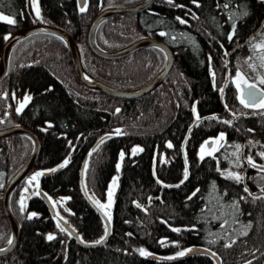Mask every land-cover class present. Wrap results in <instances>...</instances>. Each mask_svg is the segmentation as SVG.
<instances>
[{
  "label": "trees",
  "instance_id": "trees-1",
  "mask_svg": "<svg viewBox=\"0 0 264 264\" xmlns=\"http://www.w3.org/2000/svg\"><path fill=\"white\" fill-rule=\"evenodd\" d=\"M138 1L88 0L81 13L77 0H37L39 20L31 0H0V13L16 20L15 25L0 21V49L3 37L17 28L48 23L72 36L91 75L121 89H134L163 66L162 51L144 47L123 58L104 59L88 49L85 37L90 21L101 9ZM197 3L199 6L192 0H173L172 4L155 0L149 9L112 16L97 27L95 40L107 50L148 36L158 37L173 51V65L165 80L132 99L80 83L70 52L53 34H31L17 42L0 79V128L20 124L31 129L40 139V152L31 171L12 190L10 205L20 224V236L14 250L0 256V264H215L207 255L170 262L148 259L138 251L143 248L173 256L195 244L213 250L221 264H264V194L251 193L264 189V171L245 170L249 156L264 164V157L258 155L264 152V110L244 108L233 83L238 69L247 75L254 73L248 66L257 55L252 45L263 39L264 27L230 52L228 79L219 97L226 78V53L260 25L264 0ZM177 17L187 23L181 24ZM233 23L235 34L229 41ZM25 96L30 99L17 113L18 102ZM225 120L232 124L223 123ZM117 128L124 134L115 135ZM220 133L225 139L218 151L200 159L203 141ZM106 136L104 143L97 142ZM137 144L143 151L133 155L131 149ZM236 145L241 148L233 156L229 150L237 152ZM31 146L22 134L0 138V199L6 180L24 162ZM65 159H69L68 165L58 168ZM83 162L86 194L80 180ZM53 168L57 171L44 174L33 185L28 183L34 173ZM228 168L240 175L245 170L244 183L221 174L229 172ZM116 172L110 233L98 245H81L68 231H60L56 217L34 194L38 188L45 192L54 212L81 240L95 242L105 235V222L90 200L108 202L107 185ZM31 213L36 215L29 219ZM9 233L0 204V247L7 243ZM49 234L56 238L48 240Z\"/></svg>",
  "mask_w": 264,
  "mask_h": 264
},
{
  "label": "water",
  "instance_id": "water-1",
  "mask_svg": "<svg viewBox=\"0 0 264 264\" xmlns=\"http://www.w3.org/2000/svg\"><path fill=\"white\" fill-rule=\"evenodd\" d=\"M32 1V0H31ZM155 0H141L138 2L131 3L129 5H121V6H110L106 7L100 10L90 21L88 25V30L86 33L85 40L87 42L88 49L92 51L96 56L104 59H118L123 58V56H127L129 54H132L133 52H136L138 50L144 49V47H156L159 48L165 58L163 66L154 74L151 78L148 79V81L145 82V84L135 87L134 89H121L116 86H112L108 84L107 82H102L98 78H96L94 75H91L84 67L83 62H81V55L80 51L78 49V46L76 44V41L73 40L72 36L68 34L65 30L61 29L60 27L53 26L51 24H44V23H36L32 25H28L26 27H20L17 28L12 34L9 35V39L5 40L2 44V47L0 49V79L3 77V75L6 73V70L8 68V61L10 58V52L14 48V46L19 42L20 40L26 38V36L31 34H37V33H50L55 35L56 37H59L66 45L68 52H70L71 56V62H73L74 71L76 73V76L80 83L85 85L89 89L97 90L101 93H106L111 96H116L119 98H135L138 96L145 95L146 93L150 92L151 90L155 89L156 86L161 84L164 80L168 72L171 70V67L173 65V51L171 47H169L166 43H164L161 39L158 37H148L143 36V38H139L134 40L133 42L123 45L120 48H113L112 50H107L102 47H100L95 40V33L97 31V27L100 25V23L108 18H111L112 16H121V15H132L133 13H139L142 12V10L149 9L153 2ZM77 3L79 7L83 6L82 3L77 0ZM37 4V3H36ZM33 8L35 10L36 5H33ZM260 25L251 32L250 36H248L246 39L240 41L236 45H234L232 48L229 49V51L226 54L225 58V80L222 84L221 88H225V84L228 79V58L229 54L232 50L240 47V45L245 44L250 41V39L257 34V32L260 31L264 27V18L260 21ZM258 88H260L258 86ZM222 93L219 92V97L221 98ZM24 135L27 139H29L32 143L31 151L28 154V156L24 159V162L15 170L14 173L11 174V176L6 180V184L4 185V188L2 190V195L0 199L1 209L5 216L6 222L9 225L10 228V237L13 243L11 245L5 243L0 249H3V251H0V256H4V254H8L12 252L15 248V245L19 239V232H20V224L18 222V219L16 218L15 214H13V211L11 210V203H10V197L12 195V190L15 186H17L20 181L26 177V175L31 171L32 166L35 164L36 159L40 152V139L38 138L37 134L32 131L31 129H28L22 125H9L8 127L0 128V138L1 137H8L9 135ZM99 138L97 142L100 140ZM95 142V144L97 143ZM211 143L206 146V148H209ZM257 167H252L247 163L246 160V167L247 168H253L260 170L259 166L264 165L261 163L255 162ZM83 166L84 162L81 165V171H80V180H81V188L86 194V190L83 186V179H82V173H83ZM245 170L243 171V177H245ZM45 174H49L51 172H44ZM242 183H244L242 181ZM32 185L35 184V181L31 183ZM39 191L40 197L45 202L49 212H51V215L56 217L57 221L70 233L72 238L76 240L77 243H80L84 246H94L98 245L94 242H83L78 234V232H75V230L71 227V225L66 222L61 216H59L56 212H54V207L52 202L50 201L49 197L46 195L45 192L41 191L39 188L36 190V192ZM25 193L24 191H22ZM253 195L257 194H264V192L260 189H257V191L251 192ZM90 200V199H89ZM93 204V206L96 208V210L99 211V213L102 215L103 221L105 222V226L109 224L108 219L103 215V210H101L98 206H96L92 200H90ZM110 230V225L108 227V231ZM110 233V231H109ZM109 235V234H108ZM107 235V237H108ZM106 237V238H107ZM106 238L104 240H106ZM8 239V240H9ZM187 248H192L193 251L190 253H187L186 255L182 257H176V259L168 260L164 259L165 257L170 256H160L155 253H150V255L146 256L148 259H156L160 261H170L175 262L177 260L185 259L186 257L190 256H196L197 255H204L212 258L215 264H221V258H219V255L216 254L213 250L210 248L201 246V245H192ZM185 248V249H187ZM213 253L215 255H213ZM173 256H176L174 254Z\"/></svg>",
  "mask_w": 264,
  "mask_h": 264
},
{
  "label": "snow or ice",
  "instance_id": "snow-or-ice-1",
  "mask_svg": "<svg viewBox=\"0 0 264 264\" xmlns=\"http://www.w3.org/2000/svg\"><path fill=\"white\" fill-rule=\"evenodd\" d=\"M79 2L83 4V6H81L80 9H79L80 12L83 13L87 9L88 0H79ZM192 2L194 4H196L197 6H199V4L197 3V0H192ZM36 3H37V0H32V4L33 5H36ZM168 3L172 4L173 0H168ZM177 7H182V5H177ZM225 7H227V5H225ZM35 15H36L37 19L42 20V17H41V14H40V10H39L38 6L35 7ZM244 15H247V13H244ZM177 20L181 24L187 23V21L181 19L180 17H177ZM0 21L6 22L9 25H15L16 24V20L15 19H13V18H11L9 16H6V15H2V14H0ZM232 29H233V31L228 34L229 41H231L233 39V36L235 34V29H236V24L235 23L232 24ZM160 35L163 36V35H166V33L161 32ZM3 38L5 40H8L9 36L5 35ZM252 47H253L254 51L260 50L261 54H260L259 58H260V61H261V67H264V40H262L260 43L253 44ZM249 59H251V57H249ZM209 61H211V57H209ZM246 63H247V61H246ZM248 66L250 68H252L253 70H255V65L249 64ZM212 76H213V78L215 77V73L214 72L212 73ZM234 83L236 84V88H237V90L239 92V95H238L237 98L239 99L240 104L243 105L244 108H252V109L264 110V88H258L257 84L249 82V80L247 78H245V76L241 73V71L239 69L236 71V75H235V78H234ZM259 84L260 85H264V76H260L259 77ZM220 91H221V93H223L224 89L221 88ZM29 99H30V97L25 96V102H27ZM23 107H24V105L21 104L20 107L17 108V113H19L22 110ZM225 107H227V105H225ZM116 111L119 112L120 110L117 109ZM193 112L194 113L196 112L195 106L193 107ZM212 118L216 119V117H212ZM196 119L198 121L200 119V117L197 115ZM0 122H2V121H0ZM223 123L231 125L232 121L231 120H225V121H223ZM49 127H51V125H49ZM44 130L46 131L47 129H44ZM249 131H251V130H249ZM114 134L119 136V135H123L124 133H123V130L117 128V129L114 130ZM108 138L109 137H107V136L106 137H102L100 143L101 144L104 143L105 139H108ZM224 139H225V134L224 133H220V135L217 138V140L205 141L204 144L201 145L200 159H203L205 155L212 156L215 151H218V148L215 147V145L218 143V141H223ZM210 143L212 145H214V147L212 148L211 151H206V146L209 145ZM167 147L171 148L172 144L169 142ZM235 147H236L237 153H238L240 148H241V146L240 145H236ZM98 148H99V144L97 145V148H94L92 151L95 152ZM139 151H143V149H140L138 147L134 148L133 149V155H135ZM91 154L92 153H89V155H91ZM234 155H235V153H234ZM258 155L261 156V157H264V152L258 153ZM120 157H121V159L124 158V153L123 152L120 153ZM68 163H69V159H65L60 165H58V168H64L66 165H68ZM247 163L250 166H252V167H257V165L255 164V162H254V160H253V158L251 156L247 157ZM237 166H239V165H237ZM119 168H120V164H117V170L118 171H119ZM259 168H260L261 171H264V165L259 166ZM85 169H87V162L85 163ZM48 171L49 172H55V171H57V168H53V169H50ZM218 171H219V169H218ZM44 174H45L44 172H36V173H34L29 178L28 183L31 184L33 181H37L38 178L43 176ZM221 174L222 175H226V178L235 180L237 183L242 182L243 179H244V177H242L240 174L235 173V172H231V171L227 172L226 174L225 173H221ZM187 177H188V169H187V164H186V167H185V170H184V178L187 179ZM117 180H118V177H113L112 184H110V186H109L108 202L106 204H101L99 201H95L94 200V203L100 209L104 210L103 211V215L108 219V222H109V224L105 226V235L102 236L99 240L95 241L94 242L95 244L102 243L104 241V239L107 237V235L109 234L108 227H109L110 221H111V213H110L109 210H110L111 205L113 203V186L116 185ZM180 183L183 184L184 180H182ZM0 187H2V185H0ZM37 187H38V185H37ZM176 187H179V185H176ZM24 191H27V189H25ZM197 191H199V190H197ZM244 191L248 192L249 190H248L247 187H245ZM262 191H264V189H262ZM34 194L35 195H40L39 191H37ZM193 195H195V193H193ZM49 199H51V198H49ZM189 199H191V197H189ZM241 199H243V197ZM137 206L139 207V205H137ZM23 207H24V205H23V193H22V198H21V210L22 211H23ZM35 215H36L35 213H31V214H29L28 218L31 219ZM57 227L62 232L66 230L59 223L57 224ZM221 227H223V225ZM172 230L176 231V232L180 231V229H172ZM244 234L246 235L247 233H244ZM55 238L56 237L53 234H49L47 236V239L50 240V241L55 239ZM12 243H13V241L10 238L8 240V244L11 245ZM161 244L166 246V242L165 241H161ZM225 247H231V244H226ZM0 251H3V249H0ZM138 251H139L141 256L150 255V253L147 252L143 248L138 249ZM192 251H193L192 248H187V249H184L182 251L177 252L176 256L165 257L164 259H168V260L176 259V257H182V256H184L187 253H190ZM213 255H215V254L213 253ZM248 264H251V261H249Z\"/></svg>",
  "mask_w": 264,
  "mask_h": 264
},
{
  "label": "rangeland",
  "instance_id": "rangeland-1",
  "mask_svg": "<svg viewBox=\"0 0 264 264\" xmlns=\"http://www.w3.org/2000/svg\"><path fill=\"white\" fill-rule=\"evenodd\" d=\"M1 14V13H0ZM3 15V14H2ZM5 15V14H4ZM262 40H264V35L262 36ZM261 40V41H262ZM261 41H257L256 43H260ZM257 53V55H255L254 56V58L251 60V63L250 64H253V65H255V70H253V74H250V75H247V74H244V73H242L244 76H245V78H247L248 80H249V82H251V83H255V84H257L259 87L261 86L260 84H259V77L260 76H264V67H261V61H260V50H257L256 51ZM236 75V74H235ZM235 75H234V77H233V83H234V78H235ZM253 75V78L251 77ZM234 86L236 87V84L234 83ZM237 95H239V92H238V90H237ZM18 104L19 105H21V104H25V97L23 98V99H21L19 102H18ZM220 135V134H219ZM219 135H217V136H213L212 138H208V139H205L203 142H205V141H213V140H217V138L219 137ZM223 143V141H218V143L215 145V147H219V145H221ZM136 147H138V148H140V146L137 144L136 146H134V147H132V149H131V152L133 153V149L134 148H136ZM214 147V145H210V147L209 148H206V151H211L212 150V148ZM200 150H201V148H200ZM200 150L198 151L199 153H200ZM229 151H231V154L234 156V153H235V156L237 155L238 156V154H237V152L234 150V151H232V150H229ZM245 160H247V158L245 159ZM230 162H231V164L233 163L234 164V162H233V160L231 161V159H230ZM117 164H119V162H117ZM228 171H231V172H234V171H232V169H230V168H228L227 169ZM117 173L118 172H116L114 175H112V177H111V179H110V181H109V183H108V185H107V192H106V199L108 200V192H109V186H110V184H112V181H113V177H117ZM235 173H238V174H240L239 172H235ZM242 175V177H243V173L241 174ZM116 187V185H114L113 186V194H114V191H115V188Z\"/></svg>",
  "mask_w": 264,
  "mask_h": 264
},
{
  "label": "flooded vegetation",
  "instance_id": "flooded-vegetation-1",
  "mask_svg": "<svg viewBox=\"0 0 264 264\" xmlns=\"http://www.w3.org/2000/svg\"><path fill=\"white\" fill-rule=\"evenodd\" d=\"M258 86V85H257ZM260 88H264V85H261Z\"/></svg>",
  "mask_w": 264,
  "mask_h": 264
}]
</instances>
